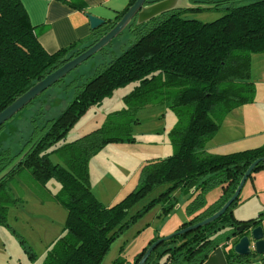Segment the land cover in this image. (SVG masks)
Here are the masks:
<instances>
[{
	"label": "trees",
	"instance_id": "obj_1",
	"mask_svg": "<svg viewBox=\"0 0 264 264\" xmlns=\"http://www.w3.org/2000/svg\"><path fill=\"white\" fill-rule=\"evenodd\" d=\"M61 1L85 8L81 0ZM158 1L161 0H146L145 4ZM193 1L198 6L176 7L141 23L134 17L126 26L132 35L127 47L118 54L112 53L111 48H102L101 55L112 53L109 60L101 63L88 79L71 78L61 87L62 92L72 86L74 90L58 115L44 114L43 106L54 95L44 90L0 126V223H6L7 209L18 199L10 186L18 177L41 191L47 189L48 180L58 181L59 190L46 191L44 197L67 212L63 233L41 261L35 263V253L27 249L31 263L100 264L119 233L157 200L167 199L171 190H192L191 195L196 197L187 208L191 213L204 204L203 195L208 189L220 185L219 199L180 228L194 224L218 210L233 194L249 164L264 156V144L228 153L205 149L206 141L216 133L224 115L254 99L256 86L251 79L250 55L264 51V0ZM133 2L129 0L114 19H105L102 26L91 29L84 40L50 53L38 41L21 0H0V111L95 42ZM201 9H223L224 13L211 21L187 17ZM129 82L134 86L124 95L125 108L109 114L101 126L70 142L59 143L89 106ZM42 95L49 99H41ZM36 99L38 104H33ZM162 103L177 117L168 131L174 151L165 157L145 160L138 169L134 189L113 204L103 203L91 190V159L109 143L134 141L130 129L137 122L136 111L147 104ZM22 119L26 120L23 128L18 125ZM9 124H15L16 134L5 142L1 133L7 131ZM51 155H56L58 161H52ZM261 166L264 161L253 170ZM162 184L165 188L158 196L125 219L139 199ZM230 206L217 219L164 240L144 264H202L219 246L228 264L250 262L254 253L241 256L233 251V244L243 235L235 232V226L245 222L259 225L261 217L245 222L233 220ZM171 208L172 205L165 207V211ZM226 226L232 227L226 243L233 237L228 248L211 238L214 231ZM146 248L136 253L132 261L116 260L114 264H137Z\"/></svg>",
	"mask_w": 264,
	"mask_h": 264
},
{
	"label": "rangeland",
	"instance_id": "obj_2",
	"mask_svg": "<svg viewBox=\"0 0 264 264\" xmlns=\"http://www.w3.org/2000/svg\"><path fill=\"white\" fill-rule=\"evenodd\" d=\"M197 4L193 0L173 1L174 6L196 7ZM223 13V9H201L188 13L187 17L211 21ZM130 39L131 32L125 27L113 38L111 45L105 47L118 54L128 46ZM112 53L101 55L98 51L68 72L63 80L47 88L46 91L54 92V95L50 100L41 96V99L48 100L43 106L44 114L47 117L58 115L72 98L74 90L72 86L62 92L61 87L71 78L78 77L77 81L88 79L101 63L110 59ZM250 72L256 86L253 101L239 105L224 115L216 133L205 143L208 152L228 153L264 144V51L250 55ZM133 86L134 83L131 82L119 86L111 95L103 97L101 102L89 106L59 143L70 142L101 126L109 114L125 108L124 95ZM35 103L38 104L37 99L33 102ZM135 117L137 122H133L130 129L135 140L109 143L100 151L99 157L91 161V190L105 204L119 201L134 189L138 168L145 160L165 157L174 151L168 131L176 123L177 117L167 104H147L136 111ZM18 125L26 127V120H20ZM15 131V124H9L1 137L7 142L11 135L16 134ZM51 160L57 162L58 158L51 155ZM251 174L243 184L238 198L230 206L229 213L233 220L245 222L264 214V166L253 170ZM18 178L10 185L13 196L18 199L7 209L6 223H0V264H34L28 259L29 248L36 255L35 263L41 261L47 249L63 233L65 225L66 209L49 197H44L46 191L56 193L60 183L52 178L46 183L47 189L41 191L25 182L24 178ZM164 188V184L159 185L139 199L130 208L125 219L151 198L158 196ZM191 192L192 190L185 193L181 189H173L167 199L157 200L110 243L100 264H114L116 260L132 261L135 254L148 246L152 239L171 234L194 215L206 212L219 199L221 187L215 185L208 189L203 195L204 204L189 213V202L196 197ZM170 205L172 208L166 212L165 207ZM231 231L232 227L226 226L214 231L211 238L228 248L233 237L228 239V243L226 237Z\"/></svg>",
	"mask_w": 264,
	"mask_h": 264
},
{
	"label": "water",
	"instance_id": "obj_3",
	"mask_svg": "<svg viewBox=\"0 0 264 264\" xmlns=\"http://www.w3.org/2000/svg\"><path fill=\"white\" fill-rule=\"evenodd\" d=\"M173 1L177 0H161L151 4H145L146 0H134V2L119 17V19L116 20L115 24L104 34H102V36H100L95 42H93L74 57L65 61L53 71L46 74L43 78L30 86L25 92L16 97L9 105L1 110L0 126L9 120L14 114L20 111L35 97L40 95L44 90L55 84L72 69L108 45L134 17L137 18L138 23H141L164 11L180 7L179 5L174 6ZM86 16L88 17L91 29L99 28L105 23V19L95 16L89 12L86 13ZM261 161H264V156L255 159L249 164L241 176L233 194L222 204L218 210L194 224L186 225L171 234L155 239L147 246L137 264H144L150 253L164 240L175 235L187 233L220 217L228 209L231 203L236 200L246 179L251 174L254 167ZM235 232L243 233V235H241L232 246L233 251L237 255L248 256L252 253L264 254V238L261 225H253L252 222H245L236 225Z\"/></svg>",
	"mask_w": 264,
	"mask_h": 264
},
{
	"label": "crops",
	"instance_id": "obj_4",
	"mask_svg": "<svg viewBox=\"0 0 264 264\" xmlns=\"http://www.w3.org/2000/svg\"><path fill=\"white\" fill-rule=\"evenodd\" d=\"M81 1L85 5L84 9L75 8L61 0H21L30 22L34 26L38 41L47 52L52 53L71 43L84 40L91 31L89 20L86 16L87 12L103 19L112 20L118 12L125 8L129 0ZM100 151L91 161L99 157ZM91 161L89 163V172ZM260 217L259 225L262 227L264 238V214ZM263 257L264 254L254 253L252 260L246 264H264ZM202 264H228L222 246L213 249Z\"/></svg>",
	"mask_w": 264,
	"mask_h": 264
},
{
	"label": "flooded vegetation",
	"instance_id": "obj_5",
	"mask_svg": "<svg viewBox=\"0 0 264 264\" xmlns=\"http://www.w3.org/2000/svg\"><path fill=\"white\" fill-rule=\"evenodd\" d=\"M238 234L240 235V234H242V233H238ZM233 236H235V235H233Z\"/></svg>",
	"mask_w": 264,
	"mask_h": 264
}]
</instances>
